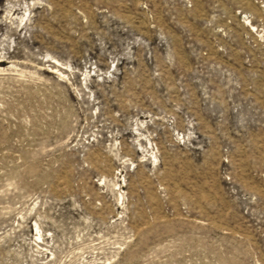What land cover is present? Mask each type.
<instances>
[{
	"label": "rangeland",
	"instance_id": "374dc122",
	"mask_svg": "<svg viewBox=\"0 0 264 264\" xmlns=\"http://www.w3.org/2000/svg\"><path fill=\"white\" fill-rule=\"evenodd\" d=\"M0 264H264V0H0Z\"/></svg>",
	"mask_w": 264,
	"mask_h": 264
}]
</instances>
